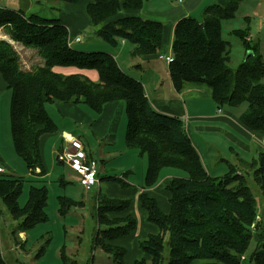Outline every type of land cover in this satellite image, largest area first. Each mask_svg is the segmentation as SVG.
I'll return each instance as SVG.
<instances>
[{
    "label": "trees",
    "instance_id": "16d2710c",
    "mask_svg": "<svg viewBox=\"0 0 264 264\" xmlns=\"http://www.w3.org/2000/svg\"><path fill=\"white\" fill-rule=\"evenodd\" d=\"M46 1L74 5L83 0ZM143 2L88 0L84 13L88 25L95 27V35L111 47L126 41L132 47L130 55L139 58L158 53L162 46L163 23L138 14ZM241 2L215 0L204 9L200 21L193 16L177 20L173 27V60L168 64V74L177 90L183 82L207 84L218 107L245 102L246 108L239 120L251 130L264 132V82L261 81L264 62L257 45H252L248 39L249 26L233 30L247 50L252 51L235 68L228 65V42L222 37V22L234 18ZM248 22L245 17V23ZM0 27L13 41L35 49L42 59L32 70L22 71L11 44L0 39V74L11 90L10 134L14 151L29 172L45 174L42 139L57 131L46 111V103L83 104L100 113L106 104L122 101L127 117L125 145L147 159L144 188L156 183L163 168H175L183 173L171 178L166 186L167 212L160 210L156 200L146 193L139 195L140 206L146 211L147 220L158 227V233L139 242L148 258L136 260L135 264H192L195 259L202 260L201 264H243L241 257L250 250L252 242L248 264H264V211L258 222L257 198L252 187L235 173L232 165L221 176L208 174L184 122L156 110L141 82L123 71L112 54L74 48L68 41L67 27L56 17L24 14L21 10L0 6ZM55 66L96 70L98 81L80 73H57L52 70ZM254 163L252 180L264 196V153H259L251 165ZM24 181L21 176L0 173V202L17 221L13 233L27 231L47 220L45 185H30L27 201L19 205ZM109 181L128 186L120 177H100V182ZM93 196L97 228L91 249L104 250L113 264H120L125 250L112 242L126 237L136 226L130 214L116 216L129 208V200L108 197L101 187ZM58 201L61 214L65 213L66 206L72 205L68 199ZM164 242L169 248L167 258L163 256ZM60 256L64 264L70 263L63 251ZM0 264H6L1 254Z\"/></svg>",
    "mask_w": 264,
    "mask_h": 264
},
{
    "label": "crops",
    "instance_id": "0c3cea01",
    "mask_svg": "<svg viewBox=\"0 0 264 264\" xmlns=\"http://www.w3.org/2000/svg\"><path fill=\"white\" fill-rule=\"evenodd\" d=\"M3 1L4 0L0 1V6L5 8L21 10L24 14L35 13L43 16L39 14V7L41 6L31 0H6V2H4L5 4L2 3ZM87 1L88 0L81 1L76 7L71 5V8L73 9H71L72 17L66 12L64 13V16L56 17L60 18L61 22L67 27L70 37H81V41L73 42V44H81L82 41L87 38L86 29L89 28V25L88 18L84 13V4ZM214 2L215 0H144L143 6L141 10L138 11V14L143 18L157 20L163 23L162 46L160 51L156 54L133 58L130 55L132 47L128 43V62L126 66H123L122 63L117 61L119 58V51L115 52V49L121 48V44L125 46L127 44L126 41H119L117 46L112 47L115 51L108 50V52L116 59L118 65L123 71L141 82L146 97L156 110L168 115L177 116L184 122L187 135L208 174L212 176H221L228 171L229 166L231 165L251 174V172L246 171L244 167L251 165L259 153H264V132H257L244 126L239 120L241 112H237L236 109L233 108L235 106L225 105L218 107L212 99V89L207 84L200 82H183L178 90L175 89L168 74V65L165 63L164 59L159 56L171 54L170 49L173 27L177 20L185 16H193L200 21L204 9ZM256 2L257 0H242L238 7V11L241 7L246 9V11L243 12V18L247 17V9L250 7L249 5ZM44 17L55 18L48 16ZM93 28L95 30V27ZM87 34H89V31ZM248 39L251 41L252 45L257 44L255 37L251 34L248 36ZM252 41L255 43H252ZM73 44L71 43V45ZM52 70L64 75L80 73L94 82L98 81V73L93 69H79L74 66H55ZM10 99L11 90L7 88L6 83L0 74V165L4 167V169L7 167V162L10 161L9 158L14 159V162L18 161L14 156L20 158L14 151L10 134ZM54 105L58 106L57 108H60L64 113H67L69 109H73L76 112L78 119H80L79 113L86 111V109H84L85 107H83L85 105L83 104L57 102L56 104L54 103ZM122 107L124 109V103L122 101L108 103L105 105L102 112L97 113L100 114L99 118L90 122L92 127L94 126L98 135L103 137L104 141L109 142V148L106 152H104L103 148L99 149V151L97 149H94L93 151L87 149L80 136H77L74 132L65 135L77 136L82 141L87 154L97 159V161L99 160V157L104 158L105 156L116 154L117 151L112 149L117 139L115 116L118 111L119 113L122 112ZM86 113H88V111H86ZM102 116H104V119ZM87 117H91L90 113L87 114ZM106 117L109 118V120L111 119V121H107L104 130L108 128L109 131H102L101 123L106 122ZM54 123L56 124L55 121ZM56 127V132L47 134L43 137L42 144L52 140L51 144L54 145V147L57 145H59L58 147L62 146L64 143L63 135L67 129L59 128L57 124ZM120 146H122L121 143ZM123 146L126 147L125 142ZM127 149L131 155L145 158V164L147 166V159L145 156L139 155L138 151L135 149ZM55 150L56 148L53 149L54 153ZM223 150L227 152L226 155L223 153ZM7 157L9 161L7 160ZM22 163L25 165L23 160ZM145 171L146 167L145 170H142L140 181L141 179L143 181ZM101 174L102 173L99 172L100 177L104 176ZM129 174L132 175L134 172L131 171V169H128V175ZM28 175L27 180L32 181V184L45 185L40 184V182L45 177L46 172L44 175H38L31 172ZM182 175L183 173L175 168H163L160 170L156 183L145 188L143 186L144 181L141 184L136 185L127 181L126 173L123 174V176L118 177L122 178L128 186L122 187L120 185L121 187H119L113 183V181L105 182L103 189L108 197L127 199L130 203L127 210L117 213L116 216L121 217L130 214L133 219H135L136 223L135 228L126 237L116 239L112 242L113 245L125 250V254L120 264H135L136 260L148 258L140 249L139 242L147 239L151 234L158 233V227L147 220V213L140 206L139 195L141 193H146L149 197L156 200L160 210L167 212L169 209V193L166 191V186L169 184L171 178ZM25 182L26 181H24V184ZM96 187H101V182L98 186L93 187V189ZM114 193H120L125 196H115L113 195ZM17 233L18 238L23 239V242L26 241V231H19ZM15 234L16 232L13 233L12 236ZM16 241L17 239L13 238L14 249H17L15 244ZM4 261L7 264L5 259ZM194 261L198 262L194 263ZM194 261L192 264L203 263L202 260L199 259Z\"/></svg>",
    "mask_w": 264,
    "mask_h": 264
},
{
    "label": "rangeland",
    "instance_id": "374dc122",
    "mask_svg": "<svg viewBox=\"0 0 264 264\" xmlns=\"http://www.w3.org/2000/svg\"><path fill=\"white\" fill-rule=\"evenodd\" d=\"M31 1L36 3L34 0ZM4 2H6V0L2 3L5 4ZM37 4L41 6L39 7V14L43 16L59 17L64 16L65 12L69 13L71 17L73 16L71 15L72 4H66V2L60 1L48 2L46 0H41ZM251 4L252 5H249L250 7L247 9L248 24L245 23V18H243V12L246 11L243 7L239 8V11L237 10L234 18L222 22V37L228 42V65L232 68L237 67L245 60L247 51V47L243 44V40L239 36L233 34V30L243 29L245 26L246 28L249 26L248 36L251 34L255 37L257 49L259 51L258 53L264 62V0H257L256 3ZM72 6L76 7L77 4ZM79 14L81 13L79 12ZM88 31L89 34H87ZM86 32L87 38H85L81 44H73L72 42L74 48L82 51L95 50L107 52L108 50H113L111 46L94 34L93 27L89 26V28L86 29ZM69 38L72 39L70 36L68 39ZM0 39L9 42L13 47L18 56L20 70H32L36 65L38 66L42 63V59L37 55L35 49L13 41L1 27ZM253 42L254 41H252V43ZM120 46L121 48H117L115 49L116 51H113H119V58L117 61L122 63L123 66H126L128 62V43L125 46L122 44ZM261 81L264 82V76ZM57 107L58 106H55L54 103L45 104L48 115L52 117L57 126L59 128L67 129L64 135L74 132L77 136H80L87 149H90L91 151L97 149L99 151V149L103 148L104 152H106L109 148V142L104 141L103 137L98 135L94 126L92 127L90 123L93 122L94 119H98L100 114L89 110L87 106H83L85 107L84 109L90 113L91 117H87L88 113L82 111L79 113L80 119H78L77 114L73 109H69L67 113H64ZM233 108L236 109L237 112H242L246 108V103H240ZM121 110L122 112L119 113L118 111L115 116L117 139L114 147H112V149L117 152L111 156H105L104 158L99 157L98 171L102 173L101 175L110 174L116 177L123 176V174L126 173L127 181L132 182L134 185L141 184L143 182L142 179L140 181L142 170H145L146 167L145 158L131 155L128 152V149L123 146L127 117L125 107L124 109L122 107ZM102 117L104 119V116ZM105 119L106 122L101 123V129L102 131H109L108 128L105 130L104 128L107 121H111V119L109 120L107 117ZM51 142L52 140L41 145V155L46 175L41 180L40 184H45L47 189V202L45 207L47 220L38 223L31 229L27 230L26 241L23 242V239L17 237V232L19 231L12 236L17 221L8 214L0 202V253L6 260L7 264H64L60 256L62 251L70 259V263L68 264H113L111 256L104 250H100L99 248L91 249L92 238L97 228L94 218L93 194L99 187L85 189L79 183L78 177L74 172L70 171L60 163H57L53 149L56 148L55 151H57L59 145L54 147ZM120 143L122 146H120ZM223 153L225 155L227 154L225 150H223ZM14 157L18 160L17 162H14V159L12 158H9V161L7 157L9 162H7V167L4 173L17 177H24L26 182L18 197L19 205L23 206L27 201L28 187L33 182L27 180L30 172L22 163V160L16 156ZM254 167L255 163L253 165H247L244 168L246 171L252 173ZM128 169H131L134 174L128 175ZM234 171L240 178L242 177L246 183H249L255 193L257 198V219L259 222L264 211V196L260 190L257 189L258 186L255 184L254 180H252V174H248L237 168H234ZM113 183L121 187L118 182ZM104 185L105 182H101V188H103ZM113 195L120 197L125 196L120 193H114ZM59 198L68 199L72 202V205L66 206L64 214L60 213ZM79 201L82 202L79 204ZM13 238L17 239L15 243L17 249L13 248ZM252 246H254L253 242L249 247L250 250ZM42 247H44L43 253L36 257V253H38ZM168 249L167 243L164 242V258L168 257ZM249 251H247L245 256L241 257L243 264H248ZM196 262L198 261H194V263Z\"/></svg>",
    "mask_w": 264,
    "mask_h": 264
},
{
    "label": "built area",
    "instance_id": "2783aa9c",
    "mask_svg": "<svg viewBox=\"0 0 264 264\" xmlns=\"http://www.w3.org/2000/svg\"><path fill=\"white\" fill-rule=\"evenodd\" d=\"M1 1V0H0ZM69 43L81 41L80 36L68 39ZM168 65L173 57L171 54L159 55ZM64 143L55 151V159L63 164L78 177L79 183L85 188L90 189L98 186L100 175L98 172V161L87 154L82 141L75 135H63ZM5 169L0 165V173Z\"/></svg>",
    "mask_w": 264,
    "mask_h": 264
},
{
    "label": "water",
    "instance_id": "95a60500",
    "mask_svg": "<svg viewBox=\"0 0 264 264\" xmlns=\"http://www.w3.org/2000/svg\"><path fill=\"white\" fill-rule=\"evenodd\" d=\"M251 54H252V51H251V50H247V51H246L245 59L248 58V56L251 55ZM258 224H259V223L257 222L255 228L258 227Z\"/></svg>",
    "mask_w": 264,
    "mask_h": 264
}]
</instances>
